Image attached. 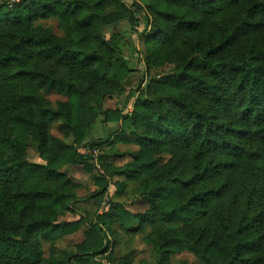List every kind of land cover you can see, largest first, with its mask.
<instances>
[{
	"label": "trees",
	"instance_id": "obj_1",
	"mask_svg": "<svg viewBox=\"0 0 264 264\" xmlns=\"http://www.w3.org/2000/svg\"><path fill=\"white\" fill-rule=\"evenodd\" d=\"M247 2L242 14L202 32L203 18L223 14L241 0H140L132 6L124 0L0 2V264H95L91 259L116 243L106 231L116 235V223L126 232L148 229L144 241L157 264H170L171 256L182 251L206 264H257L246 256L255 241L249 239L244 217L231 221L219 209L204 206L219 193L230 197V184L192 190L176 202L182 191L203 181L206 170L200 173L195 165L186 179L183 168L160 166L159 158L190 148L196 160L214 150L253 158L257 151L250 144L264 143V0ZM54 21L61 36L55 34ZM123 21L152 29L148 59L172 65V73L151 80L139 95L133 92L130 113L121 109L102 114L106 123H121L114 139L90 140L104 98L124 91L123 76L129 71L125 43L120 34L105 37ZM163 43L175 48L159 58L157 47ZM52 94L67 101L50 104L46 97ZM57 124L62 125V138L52 134ZM131 136L139 148L132 161L117 169L107 155L100 160L107 176L125 178V184L117 183L118 193L135 185L147 210L132 214L112 202L93 221H58L61 214L76 213L73 204L78 202L65 167L83 165L99 194L109 184L88 163L92 157L78 147L93 154L129 143ZM31 147L45 164L29 162ZM238 165L230 164L234 170ZM232 193L241 197L236 187ZM192 219L205 221L211 229L216 224L223 233L228 248L222 261L204 232L196 236L192 227L182 226ZM136 222L140 228L133 227ZM85 224L86 242L77 252L57 254L54 244ZM45 244L51 246L49 258L44 256Z\"/></svg>",
	"mask_w": 264,
	"mask_h": 264
},
{
	"label": "rangeland",
	"instance_id": "obj_2",
	"mask_svg": "<svg viewBox=\"0 0 264 264\" xmlns=\"http://www.w3.org/2000/svg\"><path fill=\"white\" fill-rule=\"evenodd\" d=\"M124 1L132 6L134 2H139L140 0ZM247 4V0H241L240 5L233 6L223 14H215L214 18H203L202 30L200 31L202 32L205 28L211 27L215 22H224L231 20L233 16H239L242 14L243 7L247 6ZM211 19L213 20L211 21ZM58 25L56 21L52 23L55 34L61 36L62 33ZM151 30L146 29L145 24L142 22L131 26L127 21H123L105 32V37L108 39L114 34H120L122 37L125 43L124 47H122L123 54L128 61L129 71L123 76L125 77L123 80V94L121 96H107L102 101L99 108L100 115L88 133L90 140L109 141L111 138L114 139L121 132V123H106L102 114L106 111L121 109L125 111V114L130 113L136 99V97H131L133 92L139 95L151 80L161 81L167 74L172 73V65H157L154 63V59L152 63L148 59L150 52H148L149 47H147L146 43ZM157 48V57L161 58L166 54H170L175 47H169L166 43H163ZM46 99L50 104L54 105L59 101H67L66 97L59 94H52ZM61 126V124H57L52 130V134L58 138H62L64 135L61 132ZM130 139L129 143H117L114 146L105 147L101 151L95 150L93 154H88L90 151L85 146L78 147L80 153L92 157V160L88 163L95 167L98 175L105 176L109 184L106 191L104 190L102 194H99L101 189L96 185L94 177L84 171L83 165L65 167L62 171L66 173L71 183L75 186L74 193L78 202L73 204L76 213L61 214L58 217V221L75 222L81 217H86L89 221H93L96 214L103 215L108 212L112 202L122 204L132 214H141L147 210V202L137 194L135 185L128 184L122 188L121 193H118L119 187L117 183L120 185L125 184V178L118 176L110 178L107 176L103 168V162L100 160L101 156L107 155V162L114 168L119 169L125 166L132 161L130 156L139 150L136 144L133 143L134 138L131 136ZM250 145L253 150L257 151L256 157L248 158L244 154L241 157H232L214 150L202 160H196V151L194 148H190L160 154L159 158L161 160L160 166L177 164L180 168H183L186 179L191 178L195 165L198 166L197 170L200 173L204 169L206 170L203 181L188 190L182 191L176 202L185 199L192 190L199 191L202 188H205V190L220 189L226 182L230 184V197H225L222 193H219L216 197L208 199L204 206L208 209H219L231 221L244 217L246 224L249 226L247 227L249 239L255 241L254 250L246 254V256L255 259L257 264H264V143L252 142ZM114 153L125 154V156L123 158H115L113 157ZM28 160L31 163L45 164L34 147L28 150ZM233 162L234 164H239L238 169H232L230 164ZM236 173L240 174L237 175ZM234 187L240 192L241 197L232 193ZM182 226L184 228L192 227L196 236L204 232L209 242H215V252L217 254L215 257L220 261L226 257L228 243L224 239L223 233L219 232L216 224L215 229H211L206 226L205 221L192 219L191 222L188 221ZM133 227L140 228L137 222ZM88 228L89 226L85 224L78 232L56 242L54 247L57 254L77 252V246L86 242L85 232L88 231ZM114 229L116 230V235L112 231H106L111 243L115 242V240L116 243L110 245V249L106 254L92 258V262L95 264H157L151 248L144 241V237L149 232L148 229L126 232L119 223L114 225ZM50 248L49 244L44 245L45 258L50 257ZM204 248L205 246L202 247V249ZM170 264L206 263L202 262L192 252L182 251L171 256Z\"/></svg>",
	"mask_w": 264,
	"mask_h": 264
},
{
	"label": "built area",
	"instance_id": "obj_3",
	"mask_svg": "<svg viewBox=\"0 0 264 264\" xmlns=\"http://www.w3.org/2000/svg\"><path fill=\"white\" fill-rule=\"evenodd\" d=\"M0 1H2V0H0ZM6 1L8 2L9 5H12V4L16 3L19 0H6Z\"/></svg>",
	"mask_w": 264,
	"mask_h": 264
}]
</instances>
